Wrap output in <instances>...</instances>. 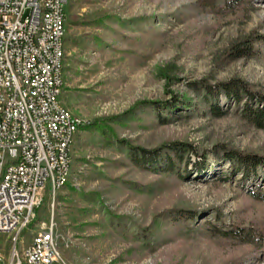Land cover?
Masks as SVG:
<instances>
[{
  "label": "rangeland",
  "instance_id": "rangeland-1",
  "mask_svg": "<svg viewBox=\"0 0 264 264\" xmlns=\"http://www.w3.org/2000/svg\"><path fill=\"white\" fill-rule=\"evenodd\" d=\"M201 2L67 0L60 101L88 121L89 129L84 125L76 132L68 183L55 196L47 194L18 249L30 243L41 223L53 221L57 264H264L262 250L179 235V225L164 220L153 250H144L132 233L172 208L199 210L198 222L207 217L225 226H264V202L245 190L264 187V167L253 182L239 180L240 175L224 180L219 176L229 163L214 152L223 145L264 156V131L233 113L207 114L189 85L238 77L264 92V0L227 14ZM115 15L125 25L110 19ZM99 18H106L104 25L79 23ZM252 32L263 39L255 43L258 54L229 58L231 45ZM175 95L191 102L189 111L177 107L170 114L155 105L127 113L139 101L170 102ZM156 112L169 119L163 123ZM115 136L146 149L188 142L197 153L188 155L185 175L177 178L134 165ZM86 192L98 198L88 201L80 195ZM109 214L130 227L116 228ZM12 235L0 233V264L10 262ZM170 235L173 240L162 241Z\"/></svg>",
  "mask_w": 264,
  "mask_h": 264
},
{
  "label": "built area",
  "instance_id": "built-area-1",
  "mask_svg": "<svg viewBox=\"0 0 264 264\" xmlns=\"http://www.w3.org/2000/svg\"><path fill=\"white\" fill-rule=\"evenodd\" d=\"M39 15L37 0H0V233L13 234L3 264H57L53 221L17 247L47 194L68 183L75 134L89 124L60 101L65 0H47L46 25Z\"/></svg>",
  "mask_w": 264,
  "mask_h": 264
},
{
  "label": "trees",
  "instance_id": "trees-1",
  "mask_svg": "<svg viewBox=\"0 0 264 264\" xmlns=\"http://www.w3.org/2000/svg\"><path fill=\"white\" fill-rule=\"evenodd\" d=\"M204 7H208L211 11L217 14H227L235 12L240 7H245L251 4L253 0H201ZM108 18L120 22L125 25L124 20H119L115 16ZM106 19V18H104ZM104 19L97 20H82L79 23L84 25H101L105 24ZM144 19V18H143ZM141 20V19H139ZM134 24L142 23V21L132 20ZM144 22V21H143ZM131 23V22H130ZM263 39L255 32L243 37L237 42H234L228 49V56L231 59H238L241 57H254L258 54V48L255 43L261 42ZM189 85L196 92L198 100L206 106L205 112L212 117H223L228 113H233L239 119L244 121L249 126L264 131V92L254 88V85L245 81L244 79L233 77L227 80H217L210 83L205 79H198L189 82ZM223 100V104H221ZM189 100L184 97L174 96L170 102L149 101L143 100L137 102L127 113H133L139 106L151 107L155 110V105L165 107L171 114L175 108L180 107L184 111L190 110ZM160 109V108H159ZM131 115V114H128ZM157 118L160 121H165L169 117H160L156 112ZM123 116L118 117L122 118ZM117 120V118H116ZM105 124V123H103ZM95 126V124H93ZM96 127V126H95ZM85 128L89 129V125ZM98 128V126H97ZM114 135V131L108 128ZM116 141L120 144L127 153L130 161L139 166L143 170H151L155 173H170L177 178L184 177L186 172V162L190 153H197L196 149L191 143L172 140L162 143L153 149H146L142 146L132 145L127 139H121L115 136ZM215 154L222 160L229 163V169L221 171L220 178L234 179L236 175H240L239 180L244 182H253L254 178L259 175V166L264 167V156L253 153L244 152L236 148H228L226 146H219V149L214 150ZM129 184V182H124ZM246 192L256 199L264 202V187L247 188ZM86 200H96L97 194L94 192H86L80 194ZM199 210L190 208H172L165 210L162 213L156 214L150 225L134 229L132 233L138 239L140 245L144 250H153L157 237L160 234V226L162 220L165 224L170 223L172 226L176 225L180 228L179 235L193 237H210L219 239L220 241L232 246H251L259 251H264V226H240L228 225L210 221L207 217L201 221H197ZM216 217V216H215ZM214 217V218H215ZM109 221H111L116 228L121 229L120 226L125 225L130 227L121 217L114 214H109ZM125 231V230H124ZM175 236V233H174ZM173 240V236H166L163 242Z\"/></svg>",
  "mask_w": 264,
  "mask_h": 264
},
{
  "label": "bare ground",
  "instance_id": "bare-ground-1",
  "mask_svg": "<svg viewBox=\"0 0 264 264\" xmlns=\"http://www.w3.org/2000/svg\"><path fill=\"white\" fill-rule=\"evenodd\" d=\"M67 0H65V3ZM38 12L40 15L37 16V24L46 25V17H47V0H37ZM65 29V22L63 24V31ZM64 36L61 38V46H63Z\"/></svg>",
  "mask_w": 264,
  "mask_h": 264
}]
</instances>
